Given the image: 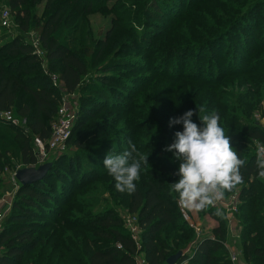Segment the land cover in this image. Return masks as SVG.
Here are the masks:
<instances>
[{
    "label": "trees",
    "instance_id": "obj_1",
    "mask_svg": "<svg viewBox=\"0 0 264 264\" xmlns=\"http://www.w3.org/2000/svg\"><path fill=\"white\" fill-rule=\"evenodd\" d=\"M4 1L19 34L0 44V114L12 113L20 125L0 118V190L6 166L14 172L40 167L36 140L48 145L62 89L83 96L67 151L51 154L47 164L52 166L42 181L28 186L17 182L0 233V264H139L140 258L144 264H167L191 245V255L179 263L232 264L224 246L232 241L225 211L223 217L211 206L198 211L202 227L207 217L219 225L197 239L170 186L179 179L181 161L165 149L183 131L182 124L170 122L193 110L192 121L203 126L197 106L205 108L201 115H219L232 147L246 161L243 183L225 197L239 196L236 246L244 264H264V177L255 163L258 146H264V127L257 120L258 113L264 119V0H230L219 11L221 20L202 19L195 26L190 22L193 8L209 0H137L133 12L115 5L110 10L115 15L112 27L96 38L89 17L106 13L111 0ZM38 6H43L42 14L33 10ZM173 13L189 25L188 35L178 38L184 46L177 56L195 58L186 73L170 74L173 93L162 100L150 91L163 81L160 77L143 76L134 87L131 71L146 61L128 53L139 48L149 52L161 44H151L159 36L153 41L141 36L148 30L158 34L161 26L154 30L153 19ZM136 27L142 34L131 36ZM31 32L43 57L25 38ZM138 36L140 45L133 41ZM211 50L219 60L209 59ZM162 65L156 62V75L168 77L165 72L172 64ZM51 75L58 77L61 88L54 86ZM179 87L183 89L176 94ZM130 141L149 155V165H142L136 190L121 193L103 160L109 151L121 154ZM126 217L136 219L139 245Z\"/></svg>",
    "mask_w": 264,
    "mask_h": 264
},
{
    "label": "clouds",
    "instance_id": "obj_2",
    "mask_svg": "<svg viewBox=\"0 0 264 264\" xmlns=\"http://www.w3.org/2000/svg\"><path fill=\"white\" fill-rule=\"evenodd\" d=\"M197 110L203 126L192 121L193 110L175 118L170 123L182 124L183 131H177L175 142L165 149L181 161L176 173L179 179L170 186L178 194L179 204L190 211H204L223 201L226 192L243 183L241 168L246 165L220 126L219 115L216 112L201 115L205 113L202 106H197ZM148 156L131 141L121 154L110 151L106 154L103 166L114 178L116 190L121 193L136 190L142 165H149ZM255 163L258 175L264 177V146L258 148ZM215 215L223 217V209L217 207Z\"/></svg>",
    "mask_w": 264,
    "mask_h": 264
},
{
    "label": "rangeland",
    "instance_id": "obj_3",
    "mask_svg": "<svg viewBox=\"0 0 264 264\" xmlns=\"http://www.w3.org/2000/svg\"><path fill=\"white\" fill-rule=\"evenodd\" d=\"M137 1V0H111L107 3V7H108V11H106V13L104 11L102 12H97L94 13L93 15H91L89 17V24L91 27V30L93 31V36L96 38L98 32H100L101 30H105L107 28L112 27V20L115 18V15H112L110 13V10L115 6H119L120 8H122V10H129V11H135V9H132V5L134 4L133 2ZM207 1V0H206ZM232 3L230 0H209V2L207 3V5L203 6V7H196L193 8V15H192V20L191 22V26H195V24L198 21H201L202 19H207L206 21H209L210 18H212V23L214 21V19L218 18L219 20H221L223 18V16L221 15V13L219 12L221 7H223L225 4ZM185 8L182 11H185ZM33 10L36 12H39L40 14H42L43 11V6H38L33 8ZM121 10V9H120ZM121 10V11H122ZM4 11H10L9 7L6 6L5 1L4 0H0V44H4L8 41H10L13 36H15L16 34H19V27L17 25V22L14 19V16L11 14V22H10V28H4L2 27V22H1V16L4 13ZM201 11V12H200ZM261 13H264V10H260ZM179 15L176 13L173 14H165L163 16V18H156L153 19V23H154V30H156L158 28V26H161L160 31L158 34H156L157 31L153 32V31H144L142 34V30H139L136 27L135 32H129V34L135 35V33H138L139 36L140 34H142L141 37H145L147 41H153L157 36H159L156 40H154L151 44H153L154 42L157 43V41H161L162 43H158V45L154 46V48L149 51V52H144L142 51V49L139 48V50L137 52L134 53H128V56H133V55H140L145 61V65L142 67H138L133 69V71H131L132 74H130V76L133 77V79L131 81H136L134 84V87L137 88V86H140V84L142 83V77L146 76L148 77L147 80L155 78V77H160L163 81L160 82L159 86H155L152 87L153 89H151L150 91L157 93V95L159 97H161L162 100H166L169 96V93L172 94L173 93V89L170 92L173 81L169 79L170 74H180V73H186V71H189L191 69V61L194 60L195 55L193 54H182L180 56H177V51L180 50L181 47H183L184 45H180V42L178 41V38L183 39L182 36L188 35V31H189V25L186 23H183L181 20L183 18H178ZM132 28V27H131ZM158 30V29H157ZM194 33V30H193ZM195 34V33H194ZM133 37L134 39L137 40H133L136 41L139 45H140V37ZM195 39L196 36L194 35ZM25 38L27 41L32 42V44H36V40H37V36L31 32L29 34H25ZM116 39H118V37L115 36ZM163 40H160V39ZM197 40V39H196ZM109 43H112V39H110ZM210 52V56L209 59H214V60H219V58L217 57V52L211 50ZM227 52V51H225ZM166 53V55H165ZM168 54H170L171 56H169ZM165 55V56H164ZM164 56V58H163ZM147 57L152 58L150 60L147 59ZM169 58L170 63L172 64L171 67L168 69L169 71L165 72V76L168 77H162V76H157L156 75V70L154 69L155 64L157 62L158 66H163L162 63L164 62L165 64L169 61H167ZM207 61V60H206ZM151 65L153 66V69L151 67ZM151 68V70L149 69ZM164 71V69H161ZM96 77V75H94ZM93 76V78H94ZM135 76V77H134ZM92 77L87 78L85 81L91 80ZM176 81V80H175ZM176 83H178L176 81ZM151 84V83H150ZM144 85V84H143ZM142 85V86H143ZM117 88H121L119 85H116ZM179 88H181L179 90ZM178 91L176 92V94L180 93L181 90L183 89L182 87H179ZM145 92V90H144ZM175 94V95H176ZM81 96L82 93H76L73 96H71L68 100H69V105L70 107L74 110L75 114H78L79 111V107L81 105ZM114 98H120V96L116 93L113 94ZM165 105V104H164ZM109 110V109H107ZM104 110L102 113L105 114L108 111ZM106 111V112H105ZM102 115V114H101ZM263 114L258 113L257 114V120L260 122V124L264 127V119L262 118ZM102 118V117H99ZM13 121L15 122V125H20L19 120H17L14 116H13ZM75 151V148H73V146H70V152ZM54 157H52L53 159ZM51 159V160H52ZM16 172L13 171L12 168H10L9 166H6V168L3 170L2 174H1V178L3 180V186L0 190V212H4L5 213V217L7 218L8 215L10 214V205L12 204L13 198L15 196V186H14V176H15ZM191 216L190 217H194L192 218L195 219L198 223H201V228L202 232L204 233L206 232H210V230L216 226L219 225L218 223H216L215 221H213L211 218L207 217L206 218V228L202 227V222L203 220L199 217L198 215V211H196L195 213L193 211H190ZM194 213V216H193ZM128 218V217H126ZM204 225V224H203ZM130 230V229H129ZM239 228L237 227V222H236V226L233 229V231H230V237L232 238V241L230 242V246L233 248L238 249V247L236 246V242H237V238H238V234H239ZM232 232V233H231ZM132 234V233H131ZM140 234V229H139V233ZM133 233V235H138ZM138 242H139V236H138ZM3 247H0V253L2 252ZM239 250V249H238ZM242 264H244L243 260L241 259Z\"/></svg>",
    "mask_w": 264,
    "mask_h": 264
},
{
    "label": "built area",
    "instance_id": "obj_4",
    "mask_svg": "<svg viewBox=\"0 0 264 264\" xmlns=\"http://www.w3.org/2000/svg\"><path fill=\"white\" fill-rule=\"evenodd\" d=\"M1 22H2V27L4 28H10V22H11V13L9 11H4V13L1 16ZM34 47L36 49V54L38 56L43 57L44 52L40 49L39 46V41L38 39L36 40V44H34ZM52 81L54 83V86L60 87L61 85L58 82V77L55 75H51ZM63 96H62V101L57 113L56 120L52 126V135L51 139L48 142V147L45 146L43 142L40 140H36V143L38 145V160H39V165L42 166L44 164H47L48 160L51 157V154H63L64 152L67 151L68 148V140L71 137L75 122H76V117L77 114H75L74 110L70 107L69 105V98L73 96L74 94H68L64 89H62ZM0 118L4 122H13V116L12 113L10 112H5L0 114ZM260 146H258L259 148ZM14 180V186L17 188V181L15 179V176L13 178ZM239 205H240V200L239 196L237 194L230 196L228 198H224L223 201L219 202L216 205L211 206L212 208H217L220 207L222 208L225 213L226 217L229 220V225H230V231H233V229L236 226V216L239 214ZM181 212L183 215L184 220L189 224V226L194 229L196 233L197 239H200L202 236V228L201 225L195 221V219L190 217L191 213L189 210L183 208L181 205ZM5 218V213L0 212V233L2 231V224L3 220ZM136 219H130L129 217L126 220L127 227L130 229L132 233V238L135 240V242L139 245L138 242V236H139V227L136 224ZM133 233L138 234L133 235ZM232 233V232H231ZM212 239H215L214 236H212ZM224 246L228 249L229 251V256L232 264H242L241 262V252L230 246V244L225 243ZM140 247V246H139ZM119 248H121L119 246ZM193 251V245H191L189 248H187L185 251H183L184 256L191 255ZM187 260H183L179 264H187ZM139 264H144V261L139 262Z\"/></svg>",
    "mask_w": 264,
    "mask_h": 264
},
{
    "label": "water",
    "instance_id": "obj_5",
    "mask_svg": "<svg viewBox=\"0 0 264 264\" xmlns=\"http://www.w3.org/2000/svg\"><path fill=\"white\" fill-rule=\"evenodd\" d=\"M52 164H44L38 168H24L20 169L15 174V179L21 186H28L35 184L39 181H42L49 170L51 169ZM184 256L183 251H180L176 255L170 257L167 260V264H178L180 259Z\"/></svg>",
    "mask_w": 264,
    "mask_h": 264
},
{
    "label": "crops",
    "instance_id": "obj_6",
    "mask_svg": "<svg viewBox=\"0 0 264 264\" xmlns=\"http://www.w3.org/2000/svg\"><path fill=\"white\" fill-rule=\"evenodd\" d=\"M191 211H193L194 213L196 212L195 210H191ZM194 213H193V216H194ZM193 218H194V217H193ZM195 221H196V220H195ZM196 222H197V221H196ZM199 224H201V223H199ZM214 227H215V226H214ZM214 227H213V228H214ZM143 260H144L143 258H140V259H139V262H142Z\"/></svg>",
    "mask_w": 264,
    "mask_h": 264
}]
</instances>
